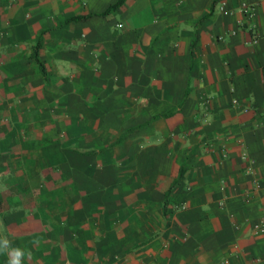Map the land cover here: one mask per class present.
<instances>
[{
    "label": "crops",
    "instance_id": "crops-1",
    "mask_svg": "<svg viewBox=\"0 0 264 264\" xmlns=\"http://www.w3.org/2000/svg\"><path fill=\"white\" fill-rule=\"evenodd\" d=\"M0 222L24 264H264V0H0Z\"/></svg>",
    "mask_w": 264,
    "mask_h": 264
},
{
    "label": "clouds",
    "instance_id": "clouds-1",
    "mask_svg": "<svg viewBox=\"0 0 264 264\" xmlns=\"http://www.w3.org/2000/svg\"><path fill=\"white\" fill-rule=\"evenodd\" d=\"M2 222H0V256L6 257V264H24L25 256H30L31 252L21 247H14L6 233ZM32 244L38 243L37 240L31 241Z\"/></svg>",
    "mask_w": 264,
    "mask_h": 264
},
{
    "label": "built area",
    "instance_id": "built-area-1",
    "mask_svg": "<svg viewBox=\"0 0 264 264\" xmlns=\"http://www.w3.org/2000/svg\"><path fill=\"white\" fill-rule=\"evenodd\" d=\"M243 9L246 11V13L252 14V16H253V13H254L253 12V9H251L250 7H248L247 4H244L243 5ZM223 10H225V8ZM256 230L257 231H260V232H264V224H259L258 226H256Z\"/></svg>",
    "mask_w": 264,
    "mask_h": 264
}]
</instances>
